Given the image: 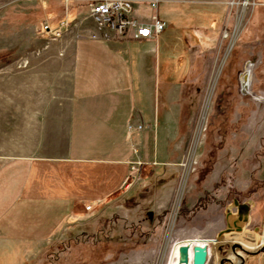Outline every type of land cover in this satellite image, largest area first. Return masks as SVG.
I'll use <instances>...</instances> for the list:
<instances>
[{
	"label": "rangeland",
	"instance_id": "374dc122",
	"mask_svg": "<svg viewBox=\"0 0 264 264\" xmlns=\"http://www.w3.org/2000/svg\"><path fill=\"white\" fill-rule=\"evenodd\" d=\"M214 1L159 0L157 13L145 4L136 11L166 24L146 51L140 104L156 103L158 84L172 87L156 128L158 159L167 135L171 166L133 161L116 195L86 203V216L41 241L37 253L29 243L0 239V264H169L176 244L206 239L198 235L216 241L229 227L232 242L212 247L216 256L206 264H241L264 251V0ZM92 2L0 0V65L60 41L71 10L78 20L84 4L95 25L91 37L126 40L104 39L107 30L90 16ZM44 25L61 26V36L49 37Z\"/></svg>",
	"mask_w": 264,
	"mask_h": 264
},
{
	"label": "crops",
	"instance_id": "0c3cea01",
	"mask_svg": "<svg viewBox=\"0 0 264 264\" xmlns=\"http://www.w3.org/2000/svg\"><path fill=\"white\" fill-rule=\"evenodd\" d=\"M139 4L148 6L139 0L135 15ZM80 7L78 20L71 10L69 32L60 41L0 65V239L29 243L32 254L41 241L59 238L82 220L86 203L96 206L116 195L134 172L133 161L159 167L174 159L167 135L160 161L157 149L169 85L158 84L155 104H140L146 51L164 29L145 39H93L89 7ZM150 15L136 16L146 21ZM181 108L179 120L185 118ZM232 235L178 243L169 264L177 263L182 244L190 245V257L197 244L208 246L207 257L216 256L212 247L222 250ZM241 264H264V251L248 254Z\"/></svg>",
	"mask_w": 264,
	"mask_h": 264
},
{
	"label": "built area",
	"instance_id": "2783aa9c",
	"mask_svg": "<svg viewBox=\"0 0 264 264\" xmlns=\"http://www.w3.org/2000/svg\"><path fill=\"white\" fill-rule=\"evenodd\" d=\"M139 0H93L90 7V16L94 20L98 29H106L104 39L116 36L118 38L144 39L156 36L161 32L165 23L161 21L157 14L151 16L149 21H141L134 15V6ZM148 2L151 8L157 9L159 0H140ZM45 33L52 38L61 36L62 27H51L44 25ZM96 38V36H92ZM132 126L129 125V129ZM138 128H142L141 125ZM136 152V149L134 150ZM137 162L139 165L140 161ZM91 206L87 205V209Z\"/></svg>",
	"mask_w": 264,
	"mask_h": 264
},
{
	"label": "water",
	"instance_id": "95a60500",
	"mask_svg": "<svg viewBox=\"0 0 264 264\" xmlns=\"http://www.w3.org/2000/svg\"><path fill=\"white\" fill-rule=\"evenodd\" d=\"M245 211H248V206L244 205ZM246 220V219H244ZM232 228H227L225 231L230 232ZM191 247L188 244H182L178 247V258L176 264H206L208 259V246L207 245H194L192 247V256L190 257Z\"/></svg>",
	"mask_w": 264,
	"mask_h": 264
},
{
	"label": "bare ground",
	"instance_id": "6f19581e",
	"mask_svg": "<svg viewBox=\"0 0 264 264\" xmlns=\"http://www.w3.org/2000/svg\"><path fill=\"white\" fill-rule=\"evenodd\" d=\"M147 4V3H146ZM149 6V5H148ZM150 7V6H149ZM151 8V7H150ZM152 9V8H151ZM154 10H156L155 8H153ZM152 9V10H153ZM239 25H240V23H239ZM239 25H238V27H239ZM238 27H237V29H238ZM155 37V36H154ZM206 107H208V106H206ZM206 109H208V108H206ZM204 115V114H203Z\"/></svg>",
	"mask_w": 264,
	"mask_h": 264
},
{
	"label": "trees",
	"instance_id": "16d2710c",
	"mask_svg": "<svg viewBox=\"0 0 264 264\" xmlns=\"http://www.w3.org/2000/svg\"><path fill=\"white\" fill-rule=\"evenodd\" d=\"M161 218H162V214H161V216H160ZM161 220H163V219H161ZM161 220H160V222H161Z\"/></svg>",
	"mask_w": 264,
	"mask_h": 264
}]
</instances>
